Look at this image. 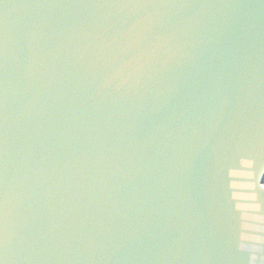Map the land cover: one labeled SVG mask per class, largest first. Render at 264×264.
Returning a JSON list of instances; mask_svg holds the SVG:
<instances>
[{"label":"water","instance_id":"1","mask_svg":"<svg viewBox=\"0 0 264 264\" xmlns=\"http://www.w3.org/2000/svg\"><path fill=\"white\" fill-rule=\"evenodd\" d=\"M0 264H264V0H0Z\"/></svg>","mask_w":264,"mask_h":264}]
</instances>
